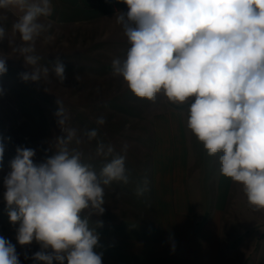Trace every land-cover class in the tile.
<instances>
[{
	"label": "clouds",
	"instance_id": "1",
	"mask_svg": "<svg viewBox=\"0 0 264 264\" xmlns=\"http://www.w3.org/2000/svg\"><path fill=\"white\" fill-rule=\"evenodd\" d=\"M118 2L129 9L115 18L131 46L125 58L112 60V74L122 77L141 99L154 101L160 92L172 103L194 98L188 128L209 156L222 153V175L242 185L254 210H264V0ZM0 10L19 13L11 28L21 42L13 52L31 69L21 79L49 81L53 72L62 83L65 66L59 58L51 67L38 66L40 57L34 55L36 41L51 27L43 20L53 14L52 0H0ZM5 38L7 31L0 24V41ZM6 60L0 56V75L7 72ZM57 103L55 116L64 133L56 137L58 151L36 164L34 149L17 147L10 161L3 181L9 219L19 222L20 245L40 243L41 251L31 257L36 264H102L103 254L94 250L99 235L89 222L105 212V188L129 182V145L123 143L117 152L112 144L98 141L94 156L106 163L97 172L84 162L82 151L69 148L74 140L77 145L84 141L67 126L68 114ZM105 123L104 116L96 120L99 126ZM97 135L96 128L84 132L88 142ZM4 152L0 138V168ZM148 190L145 179L136 195ZM96 225L103 222L97 220ZM0 264H21L15 245L3 237Z\"/></svg>",
	"mask_w": 264,
	"mask_h": 264
},
{
	"label": "rangeland",
	"instance_id": "2",
	"mask_svg": "<svg viewBox=\"0 0 264 264\" xmlns=\"http://www.w3.org/2000/svg\"><path fill=\"white\" fill-rule=\"evenodd\" d=\"M52 4V16L43 20L51 27L36 41L34 55L40 57L38 66L51 67L59 58L65 66L66 79L62 83L53 72H50L49 81L25 82L21 79V74L31 69L21 56L13 52L15 45L21 42L19 34L11 28L19 13L0 10V24L5 27L8 36V39L0 41V56L7 58V72L0 75V89L3 90L0 93V138L5 146L0 168L2 237L6 230L4 221L9 219L3 181L10 171V161L15 157L17 147L34 149L33 162L36 164L58 151L56 137L64 133L55 116L59 110L57 101L68 114L67 126L75 128L78 137L84 141L77 145L74 140L69 148L82 151L84 162L93 164L98 172L104 165L101 161L103 157L94 156L98 141L112 144L117 152L125 142L130 148L137 144L138 134L146 132L143 127L150 124L155 115L168 109H179L188 118L189 105L194 99L189 98L183 104L172 103L163 92L157 93L154 101L141 99L128 89L122 77L112 74V60L125 58L131 46L115 18L119 12L129 11L126 4L118 0H52ZM48 36L52 39L47 40ZM100 116L106 119L102 126L96 124ZM94 128L98 129V135L88 142L84 132ZM129 151L130 155L135 156V151L131 148ZM90 155L94 158L88 159ZM107 189L115 191L112 186L105 188L104 214L91 217L92 221L100 220L103 225L112 216H122L124 213L122 209L115 208L116 197L113 198L109 192L107 194ZM238 198L242 202L240 210L236 211L237 221L244 219L246 229L260 234L264 231V225H261L264 224V210H254L252 206L250 208L244 204L248 201L243 190ZM11 228L13 234L17 235L19 222ZM249 245L252 246L251 243ZM15 248L21 264H36L31 257L41 251L40 243L33 240L30 245L18 243ZM26 256L28 259H25ZM53 264L59 262L53 261Z\"/></svg>",
	"mask_w": 264,
	"mask_h": 264
},
{
	"label": "crops",
	"instance_id": "3",
	"mask_svg": "<svg viewBox=\"0 0 264 264\" xmlns=\"http://www.w3.org/2000/svg\"><path fill=\"white\" fill-rule=\"evenodd\" d=\"M187 121L183 111L168 109L138 134L130 147L135 156L128 148L129 182H113L115 191H106L123 215L102 226L89 222L102 264H264V231L253 233L236 218L242 185L222 175V153L209 156ZM145 179L149 190L138 197ZM4 224L3 238L18 244L13 223Z\"/></svg>",
	"mask_w": 264,
	"mask_h": 264
}]
</instances>
